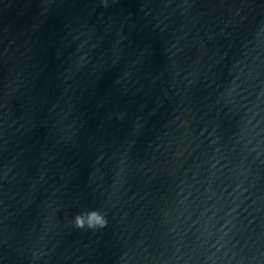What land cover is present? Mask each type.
<instances>
[{
	"label": "water",
	"instance_id": "obj_1",
	"mask_svg": "<svg viewBox=\"0 0 264 264\" xmlns=\"http://www.w3.org/2000/svg\"><path fill=\"white\" fill-rule=\"evenodd\" d=\"M0 264H264V0H0Z\"/></svg>",
	"mask_w": 264,
	"mask_h": 264
}]
</instances>
